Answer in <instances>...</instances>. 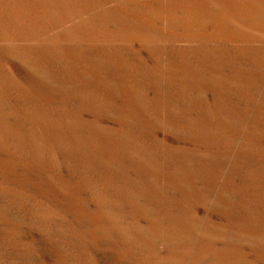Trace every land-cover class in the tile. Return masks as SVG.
<instances>
[{
  "label": "rangeland",
  "instance_id": "rangeland-1",
  "mask_svg": "<svg viewBox=\"0 0 264 264\" xmlns=\"http://www.w3.org/2000/svg\"><path fill=\"white\" fill-rule=\"evenodd\" d=\"M0 264H264V0H0Z\"/></svg>",
  "mask_w": 264,
  "mask_h": 264
}]
</instances>
